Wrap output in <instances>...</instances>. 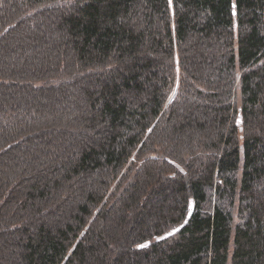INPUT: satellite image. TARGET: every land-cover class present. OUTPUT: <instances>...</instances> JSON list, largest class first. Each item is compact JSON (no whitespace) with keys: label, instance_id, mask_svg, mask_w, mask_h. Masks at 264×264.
Returning a JSON list of instances; mask_svg holds the SVG:
<instances>
[{"label":"trees","instance_id":"1","mask_svg":"<svg viewBox=\"0 0 264 264\" xmlns=\"http://www.w3.org/2000/svg\"><path fill=\"white\" fill-rule=\"evenodd\" d=\"M259 123L264 0H0V264H264Z\"/></svg>","mask_w":264,"mask_h":264},{"label":"rangeland","instance_id":"2","mask_svg":"<svg viewBox=\"0 0 264 264\" xmlns=\"http://www.w3.org/2000/svg\"><path fill=\"white\" fill-rule=\"evenodd\" d=\"M130 22L133 24L134 21L133 20H130ZM47 30V29H46ZM45 30V31H46ZM44 31V32H45ZM43 32V31H42ZM44 34V37L46 39V35L45 33ZM35 42V37L34 36H28L26 39L22 40L21 42H19V45L18 47L16 48L17 51L21 52L22 54H24V51H33L34 49V43ZM175 96V91L170 95L167 103L171 102V100L174 98ZM236 101V104L235 106L237 107V109L239 110L240 108V103H239V97L237 99H235ZM202 119V118H201ZM257 121V120H256ZM259 121V119H258ZM257 121V122H258ZM237 123H238V130L241 132V116L238 114L237 116ZM254 134H256V136H258L262 142V144H264V124L262 123H259L257 124L255 127H254ZM258 132H259V135H258ZM79 144L82 146V147H85V146H89L91 144H93L88 138H83L82 140L79 141ZM173 198V196H170L168 195L167 196V199H165V205L167 203H169L171 201V199Z\"/></svg>","mask_w":264,"mask_h":264},{"label":"snow or ice","instance_id":"3","mask_svg":"<svg viewBox=\"0 0 264 264\" xmlns=\"http://www.w3.org/2000/svg\"><path fill=\"white\" fill-rule=\"evenodd\" d=\"M146 245H141V247H145Z\"/></svg>","mask_w":264,"mask_h":264}]
</instances>
